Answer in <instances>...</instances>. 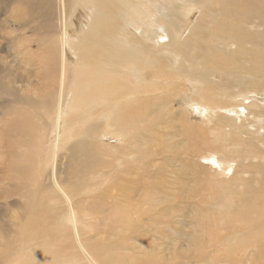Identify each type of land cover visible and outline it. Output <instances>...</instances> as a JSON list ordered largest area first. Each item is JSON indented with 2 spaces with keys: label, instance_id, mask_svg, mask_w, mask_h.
Segmentation results:
<instances>
[{
  "label": "bare ground",
  "instance_id": "1",
  "mask_svg": "<svg viewBox=\"0 0 264 264\" xmlns=\"http://www.w3.org/2000/svg\"><path fill=\"white\" fill-rule=\"evenodd\" d=\"M0 3L17 4L0 27V50L7 54L0 56V112L7 115L0 124V182L9 183L2 189L4 196L22 199L13 204L24 216L35 218V208L43 206L50 217L65 207H82L83 197L97 183L100 156L113 178L127 177L131 167L124 156L147 140L142 131L153 113L166 116L156 124L161 128L176 129L177 134L184 130L190 141L196 137L201 148L187 146L186 153L197 156L199 167L223 172L229 167L218 153L237 143L246 147L235 153L243 162L264 158V151L260 157L262 150H254L253 138L235 135L238 127L247 135L254 133L246 130L254 121L262 125L257 134L264 125V102L258 97L264 90V0ZM10 24L15 29L7 30ZM17 81L20 88L14 85ZM261 140L264 143V137ZM62 148L67 151L62 163L47 170ZM247 170L258 178L243 179L242 192L231 184L211 185L208 202L220 203L219 213L214 218L204 215L202 225H211L214 240L229 248L237 246L246 231L255 238L243 245L239 263L264 264V163H248L242 167ZM41 178L53 179L44 184ZM54 178H69L76 191L60 195L46 186ZM251 179L259 184L257 192H251ZM190 192L187 197L200 203L196 190ZM72 223L70 217L52 228L34 222L8 264H83L78 257L84 256L85 264H98L81 241L75 254L54 247L55 231L67 230ZM118 223L126 226L130 219L121 216ZM102 249L108 254L113 248L107 243Z\"/></svg>",
  "mask_w": 264,
  "mask_h": 264
},
{
  "label": "rangeland",
  "instance_id": "2",
  "mask_svg": "<svg viewBox=\"0 0 264 264\" xmlns=\"http://www.w3.org/2000/svg\"><path fill=\"white\" fill-rule=\"evenodd\" d=\"M13 5L17 6L13 3L8 6L0 3L1 28L5 26V18L12 12ZM15 27L16 25L10 24V27L6 29H15ZM24 34L30 35L29 33ZM4 43H6V40ZM6 55L5 52L0 50V56ZM14 85L20 88L19 81ZM260 93H258V97L262 96L264 102V90ZM178 106L179 104H176V108ZM244 116L247 117L245 118L247 123L251 124L247 112H244ZM6 117V114L0 112V124ZM239 118H242V116ZM165 119L166 116L157 118L156 113L148 117L146 121L148 128L142 131L147 140H141L144 142L142 146L131 147V150L128 151L129 154L124 156L131 167L128 171H125L127 177L113 178L112 172H108V168L105 166L107 160H103L100 156V162L95 166L94 174L97 183L92 188V193L85 194L83 192L79 194V197L85 194V197H83L85 202L77 210H65V207L61 212H56L54 217H50L46 214L45 206H43L35 208V218L30 215L24 216L22 209L13 204V200L22 203V199L17 195L4 196L2 189L6 188L9 183H5V180L0 182V264H8L11 259L15 258L17 255L15 248L24 245L23 238L27 233H30L29 230L34 222L38 224L44 221L46 228H52L67 217L73 219L74 223L67 230L58 228L55 231L54 247L57 251L59 249L64 251L65 254H75L77 242L81 241L87 248L88 254L94 253L93 257L96 256L98 264H241L239 263V256L242 254L243 245L255 237L244 231V237L241 238L237 246L223 247L221 241L214 240L211 225L207 223H204V226L202 225L203 216L208 214L214 218L219 213L220 203L211 205L208 202L212 195L211 185L222 184L228 187L227 184H231L240 192L246 190L241 181L246 178L257 179L258 175L256 172H250L249 170L242 171V167H246L248 163H264V158L262 160L254 158L243 162L235 153L237 150L244 151L246 147L237 143L235 147L230 146V148H227L225 153H218L221 154L229 167L223 172L221 170H219L220 172H214L213 168L199 167L201 161L198 160L197 156L186 153L191 146L197 149L201 148L195 143L196 137L190 141L185 136L184 130L177 134L175 133L176 129H166L156 125L157 122L163 123ZM193 119H196V117ZM197 121V119L194 120V122ZM254 122L253 127L246 125V130L248 132L255 131L254 133L247 135L244 129L238 127L235 135L248 137L249 140L253 138L254 150H262V154L259 155L261 157L264 151V143L261 140L264 137V125L263 128H259L261 133L257 134V126L261 127L262 125L258 121ZM165 134H168V136L173 135L168 137ZM166 147L169 149L167 152L163 150ZM117 149L122 150L121 147ZM1 151L0 148V153ZM161 151L162 153H160ZM90 152L93 151L90 150ZM65 153L67 151H64L63 148L59 149L55 154L52 165L48 166L47 170H50L54 164L60 165L62 156ZM156 153H159V155L156 156ZM101 155L104 157L103 153ZM140 155L144 158L139 157ZM166 155L168 158H175V161L167 159ZM216 156L219 158L218 155ZM0 161L2 162L1 158ZM123 166L121 165L119 168L121 169ZM143 174L148 175V177L141 178L140 176ZM41 179L44 180V184H47L53 178ZM54 179L56 180L54 183L46 186L60 195L65 192L72 193L76 191L71 188L69 178ZM178 179L181 181L178 182ZM255 179L248 181L254 187L251 190L252 193L259 190V184H256ZM205 182L207 186L203 189ZM178 183L179 190H174V193L171 190L176 188ZM240 183L241 185H239ZM69 188L71 190L68 191ZM77 190L86 191V189L79 187ZM193 190H196L194 193L197 194L195 200L200 203L187 197L189 192ZM250 196L253 197V195ZM75 198L77 196L72 197L70 200L73 201ZM50 203L53 202L50 201ZM188 203H196L198 206H188ZM244 203L251 206L255 205L250 202ZM114 204L116 207L112 208ZM43 215L46 217L41 220L40 218ZM121 216L130 219L129 225H119L118 222ZM149 216L157 221L155 222ZM240 225L244 227L241 222ZM192 238L196 240L190 242L194 240ZM107 243H110L113 249L110 253L104 254L102 248ZM192 243H194L193 246ZM224 244L226 243L224 242ZM9 246L13 249L12 251ZM250 252L249 249L248 254ZM103 255H105V259L101 261ZM85 257H78L83 264H85ZM247 260H249V257ZM249 261L250 264H255L253 260Z\"/></svg>",
  "mask_w": 264,
  "mask_h": 264
}]
</instances>
